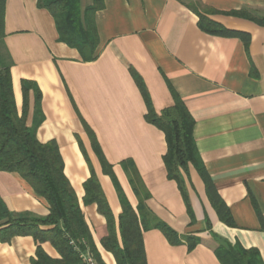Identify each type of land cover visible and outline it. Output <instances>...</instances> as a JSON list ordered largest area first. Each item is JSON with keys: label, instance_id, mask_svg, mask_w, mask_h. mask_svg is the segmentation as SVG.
Here are the masks:
<instances>
[{"label": "crops", "instance_id": "1", "mask_svg": "<svg viewBox=\"0 0 264 264\" xmlns=\"http://www.w3.org/2000/svg\"><path fill=\"white\" fill-rule=\"evenodd\" d=\"M103 1L96 12L100 44L93 61L59 40L54 17L38 0H6L0 39V68H10L18 111L23 112V81H30L27 124L36 126L41 142L58 143L100 258L117 264L102 243L111 233L108 221L96 203L84 202V183L96 174L112 212L113 234L122 244L120 191L136 212L140 203L122 164L132 160L151 217L202 240L190 249L186 242L171 244L157 227H142L147 264H222L214 250L221 242L255 249L264 263V24L257 21H264V0ZM196 2L208 19L245 32L250 40L204 31ZM132 69L158 113L175 104V93L183 101L194 120L198 159L233 224L219 218L192 163L184 173L189 207L168 177L166 137L146 120L148 107ZM100 153L115 178L105 172ZM0 198L15 214L50 212L47 200L17 172L0 171ZM37 246L30 234L0 242V264H33ZM41 246L61 258L51 241Z\"/></svg>", "mask_w": 264, "mask_h": 264}, {"label": "trees", "instance_id": "2", "mask_svg": "<svg viewBox=\"0 0 264 264\" xmlns=\"http://www.w3.org/2000/svg\"><path fill=\"white\" fill-rule=\"evenodd\" d=\"M82 0H38L40 8L47 9L55 19L59 40L77 48L86 62L98 56L100 38L96 25V12L104 7L103 0H94L82 8ZM6 0H0V39L4 36V16ZM193 9L199 14L200 27L211 34L238 36L244 41L250 35L228 29L208 19L205 7L196 2ZM242 14V13H240ZM264 24L263 20H257ZM132 75L140 88L148 107L146 120L162 130L166 137L167 152L164 162L168 177L175 180L188 205L184 173H188L192 163L205 182L208 197L218 216L227 224H233L232 213L220 196L206 168L200 163L192 137L194 120L183 101L175 93V104L158 113L142 77L132 69ZM30 81H23L24 105L19 113L9 67L0 68V171L17 172L49 204L46 217H36L30 213H12L0 198V242H6L15 235H33L38 243L33 264H80V250L89 248L98 262L105 264L97 253L92 234L80 208L77 195L65 174L64 159L56 140L41 142L36 135V126L27 124V94ZM37 91V90H36ZM41 121V120H40ZM39 123V122H38ZM105 172L114 176L113 167L101 155ZM134 189L140 197L136 212L125 194L120 191L123 206L119 216L122 244L113 234V216L104 191L94 172L84 183V202L96 203L103 214L111 233L102 241L112 252L117 264H147L143 245V228H159L171 244L186 242L190 249L202 240L195 234L179 235L171 226L157 217H151L146 207L142 190L148 193L132 160L122 162ZM51 241L61 255L60 259L50 257L42 248L44 241ZM222 264H264L255 249H244L226 242L214 248Z\"/></svg>", "mask_w": 264, "mask_h": 264}, {"label": "built area", "instance_id": "3", "mask_svg": "<svg viewBox=\"0 0 264 264\" xmlns=\"http://www.w3.org/2000/svg\"><path fill=\"white\" fill-rule=\"evenodd\" d=\"M77 249L82 259L80 264H101L100 262H98V260L89 248H85L82 250H80L79 248Z\"/></svg>", "mask_w": 264, "mask_h": 264}, {"label": "rangeland", "instance_id": "4", "mask_svg": "<svg viewBox=\"0 0 264 264\" xmlns=\"http://www.w3.org/2000/svg\"><path fill=\"white\" fill-rule=\"evenodd\" d=\"M90 1H91V0H82V4H83V5L89 4Z\"/></svg>", "mask_w": 264, "mask_h": 264}]
</instances>
